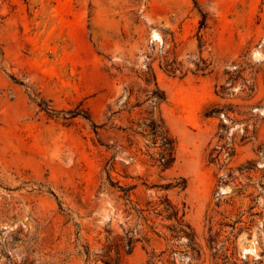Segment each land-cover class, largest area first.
I'll return each mask as SVG.
<instances>
[{
	"label": "rangeland",
	"instance_id": "1",
	"mask_svg": "<svg viewBox=\"0 0 264 264\" xmlns=\"http://www.w3.org/2000/svg\"><path fill=\"white\" fill-rule=\"evenodd\" d=\"M151 115L174 140L165 169L134 133ZM262 144L264 0H0V264H146L166 204L205 248L178 264H212L209 233L264 264Z\"/></svg>",
	"mask_w": 264,
	"mask_h": 264
},
{
	"label": "trees",
	"instance_id": "2",
	"mask_svg": "<svg viewBox=\"0 0 264 264\" xmlns=\"http://www.w3.org/2000/svg\"><path fill=\"white\" fill-rule=\"evenodd\" d=\"M204 25V22L200 23V27ZM144 81L147 86H151L148 89L146 95L148 96V100L152 104H160L165 99L164 92L159 88L154 72H145L144 73ZM41 106V103H38ZM42 109L47 110L48 112H54L55 110L48 106H41ZM58 115L61 114L64 119L72 118L77 114H81L74 110H60L56 112ZM84 117L88 118V116ZM88 115V114H87ZM206 115H210V112H206ZM94 128L96 125L92 124ZM145 128L141 131H135L134 133H139L141 136L146 137L147 134L152 135L153 143L159 142L160 152L158 157L156 158L159 161V165L165 169L172 165L174 161V140L170 136L168 129L166 128L164 121L160 115L153 116L151 115L147 121L145 122ZM259 153L264 155V144L259 146ZM237 171L240 174L247 173L250 174L251 171H256L259 168L256 167V164L252 160H248L245 163L239 165ZM231 172L227 173L226 177H230ZM124 196L127 198L129 196V189L123 188ZM165 211H168L167 218H175L176 224L168 226L169 234L163 235L165 241L167 242V246L161 249L159 252L153 251L146 264H178L176 260V255L180 252L183 254H187L191 252L192 254H197L200 257L202 253H205L204 246L198 241V236L195 230L185 221L184 212L179 216V210L172 204H166L164 206ZM158 236H161L157 233ZM186 237L185 243H175L171 242L173 239L181 240L182 237ZM206 249L210 251V258L212 264H236L234 261L233 253H229V248L225 246V242L222 241L219 243L217 235H209L206 237ZM131 238H127L126 244L123 247H127V253L131 251ZM186 247L185 251L179 250V246L183 245ZM263 250H264V237H263ZM87 254L86 262H89V250L86 248L85 250ZM120 252V248L117 249L116 253ZM35 260H29L28 257L23 259L24 264H33ZM105 264H121L120 259L110 258L108 261L104 262Z\"/></svg>",
	"mask_w": 264,
	"mask_h": 264
}]
</instances>
